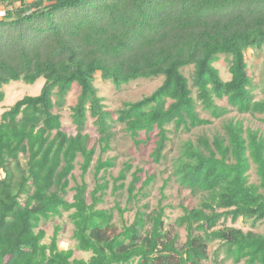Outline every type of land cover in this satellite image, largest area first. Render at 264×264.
<instances>
[{
	"label": "trees",
	"instance_id": "1",
	"mask_svg": "<svg viewBox=\"0 0 264 264\" xmlns=\"http://www.w3.org/2000/svg\"><path fill=\"white\" fill-rule=\"evenodd\" d=\"M0 10V100L13 81L45 79L38 94L0 114V264H264V230L227 224L243 219L264 228V130L231 115L264 122V96L248 62L253 51L264 53V0H0ZM222 57L228 80L216 65ZM98 77L117 88L163 81L112 111ZM76 84L72 134L63 111ZM90 120L99 153L90 145ZM216 120L222 132L181 139L172 160L169 179L201 195L197 206L181 204L173 217L165 195L153 209L140 205L156 174L144 179L131 160L111 178L117 157L104 155L119 124L135 146L152 144L159 164L175 138ZM110 189L127 192L125 206H102ZM65 213L76 249L89 258L61 248L60 225L46 241L43 225Z\"/></svg>",
	"mask_w": 264,
	"mask_h": 264
},
{
	"label": "rangeland",
	"instance_id": "2",
	"mask_svg": "<svg viewBox=\"0 0 264 264\" xmlns=\"http://www.w3.org/2000/svg\"><path fill=\"white\" fill-rule=\"evenodd\" d=\"M248 62L251 67V73L254 75L255 80L259 82L262 96H264L263 88H264V53L263 51L255 52L253 51L248 58ZM217 67L220 69L221 74L224 79L228 80L231 78L228 62L225 57H222L221 61L217 64ZM163 81L162 77H157L153 79H145L140 78L138 80L132 81L129 84L123 85L121 88H117L110 81H104L101 77H98L97 85L100 88V94L105 98V104L108 109L114 111L117 108L121 107L126 101H135L139 100L145 95L151 94ZM45 82V79L41 78L35 84H27L23 81L17 82L13 81L10 85L3 87L5 89V98L3 101L0 100V114L10 105H12L16 100L22 98L27 94H38L42 86ZM80 87L76 84L74 89L70 93L68 97V106L63 111L64 117V129L69 133H75L76 128L72 120V111L71 106L74 105L77 101V96L79 94ZM260 94V95H261ZM231 115H235L237 117L244 118L247 125H251L253 127H260L264 130V122L259 119V117H251L250 115H243L237 112L231 113ZM223 120H216L213 125L197 128L191 134L183 133L180 135V138H175V142L171 143L170 149L168 151V158L165 159L162 163H155L152 161L150 157V152L152 149V144L148 146H135L133 140L127 136L122 130V126L119 124L117 126V137L113 141V149L108 151L104 158L108 157H117V165L113 169L110 170V176H117L120 172V169L124 166V163L128 160H131L134 163V167L132 171L136 170L137 166L144 168V173L142 174L145 179L148 175L156 174L155 182L150 186L151 193L150 196L146 199H143L140 202V205L148 202L151 205V209L157 207L159 204V200L164 198L163 204H169L174 206L172 210L173 217L180 215L182 213L181 204L189 207L197 206L201 201V195H193L189 190L183 189L179 186V184L175 181V179H169L172 172V160L175 156L178 155V143L181 139H185L188 137L196 138L199 134L208 133L209 135H213L216 131L222 132ZM87 132H89L92 136V140L90 145H96L98 153L100 151V146L98 145V133L96 131L95 126L92 123V120L88 122ZM80 160H82L80 158ZM96 161V160H95ZM132 171L129 173L126 183L129 184L133 178ZM81 169L80 164H78L75 175L79 182L82 181L81 177ZM109 176V177H110ZM112 178V176H111ZM251 179L253 181L257 180V176L252 170ZM86 180L89 183L90 190L95 187L96 179L94 176V168L86 175ZM112 180V179H111ZM169 180V184L164 189V193L162 188L165 184V181ZM76 183L73 182L72 185ZM141 184H139L140 186ZM112 186V185H111ZM73 194V193H72ZM127 192L123 193L121 196H116L112 194L111 189L108 190V193L105 196V203L102 205L103 207H112L116 204V200H119L122 206L126 205L127 201ZM72 196H70L71 198ZM134 212H129L127 217L133 218ZM119 217L117 215L116 220ZM228 225H234L238 227H242L244 230L255 229L257 231H263V226L253 227L250 220L246 221L240 219L238 222L233 223L231 219L227 221ZM57 225L62 227L60 232L61 235V248L73 247L75 248V256L78 258H89L90 253L85 251H80L76 249V243L73 239V231L74 226L69 220L68 213H65L63 217L52 219L46 222L43 226L47 230L48 236L46 241L50 240V237L54 233V229ZM184 232H182L183 239H185ZM217 243H215L211 249L210 253L216 248ZM213 264H233L232 262L226 263H213Z\"/></svg>",
	"mask_w": 264,
	"mask_h": 264
},
{
	"label": "built area",
	"instance_id": "3",
	"mask_svg": "<svg viewBox=\"0 0 264 264\" xmlns=\"http://www.w3.org/2000/svg\"><path fill=\"white\" fill-rule=\"evenodd\" d=\"M4 14H5V11L0 10V15H4Z\"/></svg>",
	"mask_w": 264,
	"mask_h": 264
}]
</instances>
